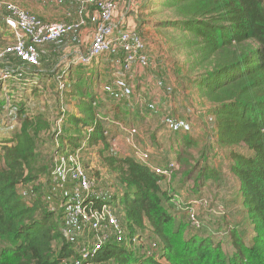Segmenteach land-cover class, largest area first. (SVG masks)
Wrapping results in <instances>:
<instances>
[{
	"label": "trees",
	"instance_id": "obj_1",
	"mask_svg": "<svg viewBox=\"0 0 264 264\" xmlns=\"http://www.w3.org/2000/svg\"><path fill=\"white\" fill-rule=\"evenodd\" d=\"M133 9L138 16L141 10L148 9L150 18H155L150 20L151 26L172 39L169 50L185 57L179 69L185 73L178 72V83L188 81L196 87L200 107L210 106L217 147L228 149L229 167L239 183L225 196L233 197L230 206L240 196L247 218L230 228L229 250L211 238L185 234L186 223L177 221L171 212L174 198L162 185L166 177L156 173L152 162H138L133 157L106 158L110 167L119 171L118 181L125 188L123 196L107 202L91 186L84 191L82 208L90 215L96 210L103 212L105 206L112 210L120 207L131 244L109 236L96 252L93 247L83 259L61 230L67 211L61 205L60 209L52 206L61 204V199L56 198L59 193L72 190L79 182H64L60 174L55 180V173L41 164L38 140L51 131V123L44 115L26 114L21 108L19 129L12 140H4L0 147V264H55L67 259L76 264H264V0H144ZM2 24L5 30L0 31V49L12 43L4 39L8 33L5 18L0 20ZM137 30L134 23L133 32ZM139 35L146 43L149 68L150 44L143 34ZM118 53L115 60L124 70L123 54L120 50ZM104 54L91 64L77 66L93 72L97 59L105 58ZM137 68L142 69L136 64L132 70ZM93 75L95 72L86 79L81 75L73 82L70 95L80 98L76 105L80 116L71 114L67 119L75 133L88 127L91 133L86 139L96 144L105 142L106 137L96 114ZM5 103V99L0 102V109ZM78 138L70 139L72 147L79 145ZM59 140L65 147L67 139ZM183 140L184 148L176 151L175 160L167 162L168 168L174 165L167 177L179 169L186 179L194 178V182L186 180L183 185L191 184L192 188L193 195L185 204L189 210L193 207L189 201L200 193L206 181H216L221 186L223 176L221 168L208 165L199 169L191 165L195 158L189 149L197 143L188 133ZM24 191L29 195L26 200ZM147 223L160 241L158 257L142 253L131 242L135 236H143ZM248 230L255 235L252 237Z\"/></svg>",
	"mask_w": 264,
	"mask_h": 264
},
{
	"label": "rangeland",
	"instance_id": "obj_2",
	"mask_svg": "<svg viewBox=\"0 0 264 264\" xmlns=\"http://www.w3.org/2000/svg\"><path fill=\"white\" fill-rule=\"evenodd\" d=\"M143 1L133 0V4L137 5L139 2L140 7ZM122 2L126 4V0ZM9 4L35 15L44 22L78 23L83 18L86 23L58 40L39 46L41 59L38 65L23 62L13 53L1 55L0 77L3 76V79L0 81V102L5 99L6 103L0 109V147L4 140H12L19 129L18 110L22 108L30 115L42 114L50 121L51 131L43 133L38 140L37 152L41 164L48 166L55 173V180H58L57 176L61 174L67 182L77 180L69 168H81L90 177L91 185L94 186L92 191L98 192L107 202H113L114 197L122 198L125 188L118 181L119 171L113 170L106 158L133 157L138 162H144L143 155L148 153L146 162H152V165H166L167 168V162L175 160L176 151L184 148L183 135L188 133L197 143L189 149L195 158L191 160V165L198 166L199 169L208 165L221 168L223 177L221 186L216 181H206L200 193L189 201L193 207L188 211L194 213L200 224L199 227H194L191 214L185 208L190 194L193 195L190 192L191 184L183 186L186 185V180L194 182V178L191 179L190 176L186 179L187 176L184 177L177 169L174 173L176 176L173 174L174 177H166L169 181L162 183L163 188L174 198L171 200V212L177 221L186 223L185 234L211 238L229 250L230 228L236 222L247 218L241 197L230 206L233 197L225 196L239 184L229 167V151L217 147L214 116L210 106L200 107L201 100L196 93V87L189 85L185 80L184 83H178V76L185 73L179 71L183 68L182 61L185 57L174 55V52L169 50L172 39L151 26V21L155 18H150V11L141 10L138 16L136 11L131 9L127 14L131 20L135 19L137 32L149 41V68L129 71L128 76L125 69L122 70L115 60L119 49H111L104 54L105 58L97 59L98 64L93 71L96 78L93 80L92 91L98 104L96 114L104 127L106 140L95 144L87 141L91 133L88 127H83L81 132L75 133L67 119L71 114L80 116V111L76 108L80 98L70 95L73 82L81 75L86 79L93 74L92 69L77 66L91 64L93 59L80 63L76 60L80 56H88L93 34L99 24L95 8L87 5L86 0H0V20L14 17L13 12L7 9ZM124 11L125 6L118 11V23H123ZM0 27V31L5 30L3 24ZM7 32L4 36L6 43L14 42L9 28ZM9 45L2 47L0 54ZM74 55L76 59H71ZM72 68L73 72L70 73ZM5 72H9V75L4 76ZM134 129L136 133H133ZM77 136L79 145L74 148L70 145V139ZM60 137L67 139L65 147L61 144ZM169 152L172 153L169 155ZM206 154L208 157L204 158ZM84 191L85 189H81L79 183H76L72 190H66L56 196L61 199L59 206L52 204L53 208L62 207L67 211L68 217L61 230L83 259L90 249L102 243V230L105 229V222L102 223L101 229H95L93 218L85 219L81 215H74V203L86 198ZM23 194L26 200L29 195L25 191ZM225 197L226 202H223ZM112 213L117 217L119 226L107 228L108 238L114 237L118 241L121 236L122 243L129 245L126 221L120 207L112 210ZM59 220L63 221L62 218ZM146 225L147 228L142 231L143 236L132 239L133 245L142 253L158 257L161 252L159 238L150 224ZM248 232L252 237L255 235L251 230ZM56 248L59 249L58 246ZM55 264L76 263L73 259H67Z\"/></svg>",
	"mask_w": 264,
	"mask_h": 264
},
{
	"label": "built area",
	"instance_id": "obj_3",
	"mask_svg": "<svg viewBox=\"0 0 264 264\" xmlns=\"http://www.w3.org/2000/svg\"><path fill=\"white\" fill-rule=\"evenodd\" d=\"M87 5H93L98 12L99 24L92 39V43L89 49L88 56H80L82 61L89 62L90 60L109 52L111 49H119L123 54V67L126 71H131L137 64L141 68H146L149 64V56L146 53V43L143 41L138 33L129 30L123 23L114 21V12L117 9V0H86ZM7 9L14 17L6 19L7 26L12 32H14V42H12L5 51L0 54L7 55L13 53L16 57L30 65H38L39 50L38 47L42 44L58 40L63 36L73 32L77 27L83 26L86 22L85 19H81L78 23L71 22H44L33 14L18 8L15 5L9 4ZM9 72H5L4 76H8ZM0 77V81L3 79ZM136 133V130H133ZM149 155H143V161L146 162V158ZM66 168V167H64ZM152 168L160 176L167 177L170 175L171 168L174 165L167 167H160L152 165ZM75 179L79 181L80 188L89 190L91 180L89 176L79 167L69 168ZM61 175V174H60ZM64 182L65 178L62 176ZM82 201H78L75 205L74 215H81L85 219H92V223L95 229L100 228L102 223L105 222V229L102 230L103 242L108 239L106 232L109 226H119V221L115 215L111 212L109 207H104L103 212L98 210L89 214L82 208ZM188 210V208H186ZM191 214V223L194 227H199L200 224L197 221L194 213L188 211ZM137 237V236H136ZM123 238L120 236V240ZM132 242V241H131ZM101 247V243L94 246L93 252H96ZM89 252V251H88ZM87 252V253H88ZM86 253V255H87Z\"/></svg>",
	"mask_w": 264,
	"mask_h": 264
},
{
	"label": "crops",
	"instance_id": "obj_4",
	"mask_svg": "<svg viewBox=\"0 0 264 264\" xmlns=\"http://www.w3.org/2000/svg\"><path fill=\"white\" fill-rule=\"evenodd\" d=\"M137 4H139V2L137 3ZM117 9L115 10V12H114V21H119V18L117 19V17H118V11L122 8H124V6H125V11H124V13H125V17H124V21H123V24L129 29V30H131V31H134V23H135V19L134 18H132L133 20H131V17H130V15H128L127 16V14H128V12H129V10H131V9H133V7H136V4H133V0H130V2H128L127 0H126V4L124 3V2H122V0H118V3H117ZM96 10V9H95ZM96 15V17H98V12L96 11V13H95ZM96 23V22H95ZM124 26V27H125ZM95 33V32H94ZM94 35V34H93ZM92 39H93V37H92ZM74 47H75V45H74ZM76 51V50H75ZM79 57V56H78ZM73 58H75L76 59V55H74V57ZM76 62H82V59H81V57H79V58H77V60H76ZM165 181H169V178H166L165 179ZM164 181V182H165Z\"/></svg>",
	"mask_w": 264,
	"mask_h": 264
},
{
	"label": "clouds",
	"instance_id": "obj_5",
	"mask_svg": "<svg viewBox=\"0 0 264 264\" xmlns=\"http://www.w3.org/2000/svg\"><path fill=\"white\" fill-rule=\"evenodd\" d=\"M136 237V236H135ZM131 244V243H130Z\"/></svg>",
	"mask_w": 264,
	"mask_h": 264
}]
</instances>
